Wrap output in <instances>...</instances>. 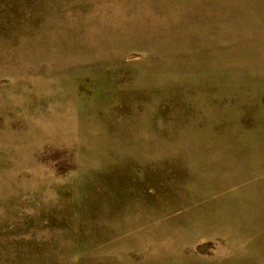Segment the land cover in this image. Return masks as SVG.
<instances>
[{
	"label": "rangeland",
	"instance_id": "rangeland-1",
	"mask_svg": "<svg viewBox=\"0 0 264 264\" xmlns=\"http://www.w3.org/2000/svg\"><path fill=\"white\" fill-rule=\"evenodd\" d=\"M0 264H264V0H0Z\"/></svg>",
	"mask_w": 264,
	"mask_h": 264
}]
</instances>
